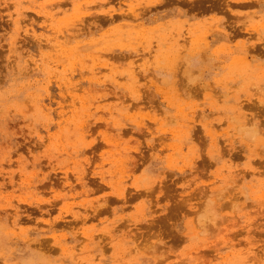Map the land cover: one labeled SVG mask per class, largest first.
<instances>
[{
	"label": "rangeland",
	"instance_id": "rangeland-1",
	"mask_svg": "<svg viewBox=\"0 0 264 264\" xmlns=\"http://www.w3.org/2000/svg\"><path fill=\"white\" fill-rule=\"evenodd\" d=\"M0 264H264V0H0Z\"/></svg>",
	"mask_w": 264,
	"mask_h": 264
},
{
	"label": "bare ground",
	"instance_id": "bare-ground-1",
	"mask_svg": "<svg viewBox=\"0 0 264 264\" xmlns=\"http://www.w3.org/2000/svg\"><path fill=\"white\" fill-rule=\"evenodd\" d=\"M137 17H138V16L134 14V17H133V18H135V19H136ZM176 51H177V50H176ZM64 99H65V98H64ZM60 105H61V104H60Z\"/></svg>",
	"mask_w": 264,
	"mask_h": 264
}]
</instances>
